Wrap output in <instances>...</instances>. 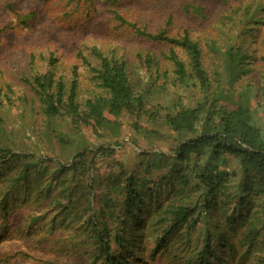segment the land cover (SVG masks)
<instances>
[{
	"label": "trees",
	"instance_id": "trees-1",
	"mask_svg": "<svg viewBox=\"0 0 264 264\" xmlns=\"http://www.w3.org/2000/svg\"><path fill=\"white\" fill-rule=\"evenodd\" d=\"M112 14L167 49L135 51L128 63L94 48L97 66L79 54L91 73L88 94L76 69L72 79L56 76L55 59L25 79L27 90L17 97L0 88V108L15 107L18 118L32 120L25 131L34 145L22 144L0 119L2 210L13 192L31 188L43 196L39 207L57 210L58 224H66L62 238L91 244L90 258L100 264H130L139 244L152 239L167 248L184 228L199 264L206 257L264 264V29L257 86L239 84L252 58L241 42L252 30L234 16L221 19L231 32L233 23L240 28L229 39L218 29L204 37L188 24L177 31L170 20L132 24ZM140 69L151 86L142 85ZM169 139L170 152L159 150ZM125 140L138 151L136 169L118 158Z\"/></svg>",
	"mask_w": 264,
	"mask_h": 264
},
{
	"label": "rangeland",
	"instance_id": "rangeland-1",
	"mask_svg": "<svg viewBox=\"0 0 264 264\" xmlns=\"http://www.w3.org/2000/svg\"><path fill=\"white\" fill-rule=\"evenodd\" d=\"M193 7L198 8L195 10ZM113 12L125 18L127 23L133 24L135 20L142 23L155 17L162 25L172 21L173 26L170 25L177 31L178 26L188 24L204 37L209 32L217 33L215 29H218L229 39L240 28L233 23L231 32L227 29L228 22H221V19L234 16L235 20L243 21L245 27L252 30L241 42L248 47L252 58L246 65L249 73L239 80V84L249 81L259 86L262 83L259 34L264 29V0H0V88L4 93L12 89L17 97L27 90L25 79L46 72L50 69L49 61L55 59L56 76L72 79L76 69L81 90L85 91L90 85L91 73L79 54L91 66H97L92 54L94 48L107 55L125 58L128 63H133L135 51L158 55L167 49L164 45L137 37L132 28L121 26L113 19ZM170 15L173 20L169 19ZM258 20L261 24L255 23ZM155 26L158 24L150 27ZM139 74L142 85L151 86L149 74L142 69ZM165 98L164 95L163 100ZM18 112L15 107L0 108V119L11 131L19 132L18 140L24 141L22 144L27 143L28 148L33 149L34 145L25 131V126L32 120L18 118ZM171 144L169 139L168 145L159 150L169 153ZM117 151L118 158L130 169L138 168L139 159L135 156L138 151L130 142L125 140ZM52 152L49 150V155ZM232 165L238 168L236 164ZM49 185L53 184L49 182ZM6 200L7 211L2 210L0 201V264H100L101 261L96 263L90 258L95 255L91 244L69 243L67 238H62L66 235V224H58L57 210L46 214L49 207H39L44 201L38 192L31 188L19 190ZM187 233L188 229L184 228L181 233L173 234L168 239L167 248H156L152 239L147 240L143 247L139 244L135 249V257L128 256L127 260L130 264H199V250L187 240ZM196 236L198 231L193 233V239ZM187 247H191V251H187ZM119 254L115 250V258ZM205 259L202 264H207V261L217 264L214 259ZM226 259L227 264H241L236 259Z\"/></svg>",
	"mask_w": 264,
	"mask_h": 264
}]
</instances>
